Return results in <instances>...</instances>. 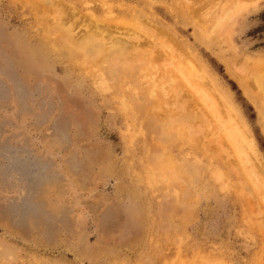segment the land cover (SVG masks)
<instances>
[{
  "label": "rangeland",
  "instance_id": "rangeland-1",
  "mask_svg": "<svg viewBox=\"0 0 264 264\" xmlns=\"http://www.w3.org/2000/svg\"><path fill=\"white\" fill-rule=\"evenodd\" d=\"M237 2L0 0V264H264V186L223 134L240 116L264 164L227 66L264 81V0L211 33ZM104 28L129 48L92 50L96 68L61 37Z\"/></svg>",
  "mask_w": 264,
  "mask_h": 264
},
{
  "label": "bare ground",
  "instance_id": "bare-ground-1",
  "mask_svg": "<svg viewBox=\"0 0 264 264\" xmlns=\"http://www.w3.org/2000/svg\"><path fill=\"white\" fill-rule=\"evenodd\" d=\"M237 1L238 2L235 4V6H233L232 8H230L228 10V12H226L222 16V18H219L217 20L215 19L216 21H214V23L212 25V28H211L212 29L211 30V33L212 34H216L217 35L218 33H221V34L225 35L226 34L227 25L231 21L234 20L235 16L239 13V11H241L242 9H245V8H243V7H245V3L242 2L243 3V5H242V3L239 2V0H237ZM56 22L57 21H55V23ZM51 24H53V23H51ZM57 24H59V25H57ZM57 24L54 27V30L56 29L59 32L60 31L62 32L63 30H68V31L70 30V32L72 31L71 32V35L74 34L75 30H73L71 27H64L63 26L64 24L62 25L60 23H57ZM99 24H103V23H98L97 22L95 25H99ZM103 25H105V24H103ZM106 26L108 27V24ZM97 27H99V26H97ZM109 27H110V25H109ZM99 28H101V27H99ZM49 30H50V26H49ZM104 30H105V28H104ZM203 30H205V29L203 28ZM205 31H207V30H205ZM107 33L104 34L102 32V29H101V32L100 33L99 32L97 33L96 31L94 33H88V34H86L84 37H82L80 39L77 36L78 34H76L75 39L73 38L74 36H71V35L70 36H61V37H62V39L64 41H67L68 46H69V48L71 50V54L77 56L83 64H85V65L86 64H89L88 66H94L93 68H96L99 65L100 60L102 58L99 59V60H94V59L89 60L88 55H89V52H91L92 50H94V49L100 50V48H105V50H108L110 53L115 52L116 54L119 53L120 56H123V55H125L126 52H125V50L122 51V49L129 48V46L127 45V41L122 40V39H119V38H116L114 36L116 34L115 31L114 32H109L108 34ZM129 45H130V43H129ZM76 62H77V60H76ZM188 64H189V60H188ZM256 64H259V63H256ZM81 66H83V65L81 64ZM195 66H196V64H195ZM227 66H228V69H229V74H231V76L233 78L234 77L235 78L236 77L239 78V83H240L241 88L243 89V92L252 101V103L254 104V106L257 108V110H258V112L260 114V117L262 119H264V108L261 105H258L257 104L256 98H257L258 95H256L253 92L254 89H256V87L257 88H259V87L262 88L264 86L263 78L261 79V78H259L257 76V78H255V79L253 78L254 80H251V79H249L250 78V75L248 77V75L246 74L247 76H245V78H247V79H244L243 76L241 78V74H239L240 71L237 73L235 71V68L233 69V66H231L230 63H228ZM130 67L127 68V69H125L124 71H127L128 69H130ZM259 69H261V68H259ZM104 70H105V68H104ZM104 70L103 69H100V70H97V71L95 70L94 81L100 87V89H102L104 92H106V91H108L110 89L109 88V85L110 84H109V81L107 79V76L105 75L106 72ZM135 99H132L130 102H127L128 103L127 106L131 110H134V100ZM203 101H204V104H205V100H203ZM225 102H226V105H227L226 106V109H227L226 112L231 115L232 112H234L235 109L233 108L232 104H230L229 101L226 100ZM207 106L209 107V106H215V105H210L207 102ZM144 108H145V104L142 105V109H144ZM153 108H155V106H153ZM151 110H154V109H151ZM213 112H215V111H213ZM217 114L218 113H216V119H217V116H218ZM214 115L215 114L212 113V116L213 117H214ZM236 115H238V114L236 113ZM229 117H230V120L229 121H232L231 124H230L231 126L225 127V128L223 127L224 130H225L223 132V134H225L226 140L228 141V142L227 141L226 142L229 143L228 146L231 144V148H232V146L234 147V149H235L234 152L237 154V156L239 158L242 157V156H244V155L247 157V154H248L247 159L249 158L251 160V158H252L253 162L256 164V169H257V172H258L257 175L260 178V180L262 181L263 186H264V164H263V162H262V160H261V158L259 156L258 149L256 147V144H255V141H254L253 136L251 135L249 129L246 126V124L244 122H242L241 119H239L240 116L239 117L236 116L237 117V122L236 121H233V116H229ZM229 117H228V119H229ZM218 123H220V126L219 127L222 128L223 122L221 120H218ZM231 148L230 147L228 148V149H230L229 150L230 153H231ZM250 153L252 154V157L250 156L251 155ZM162 158H165V159L162 160V163L164 164L165 167L162 166V169H161V167L158 168V172L156 171V173L158 174L157 175L158 178H165V177L167 178V176H168L167 173L170 172V170H174L175 171L176 170V166H172L173 163H175V162L172 161L167 154H164L162 156ZM169 162H173L172 165H169ZM252 175H253V173H252ZM263 193L264 192H262V194ZM262 198H263V201H264V194L262 195Z\"/></svg>",
  "mask_w": 264,
  "mask_h": 264
}]
</instances>
